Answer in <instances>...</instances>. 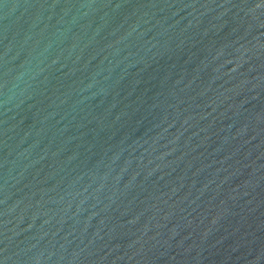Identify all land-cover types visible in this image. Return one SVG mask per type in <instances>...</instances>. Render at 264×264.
Segmentation results:
<instances>
[{"label": "water", "instance_id": "water-1", "mask_svg": "<svg viewBox=\"0 0 264 264\" xmlns=\"http://www.w3.org/2000/svg\"><path fill=\"white\" fill-rule=\"evenodd\" d=\"M0 264H264V0H0Z\"/></svg>", "mask_w": 264, "mask_h": 264}]
</instances>
